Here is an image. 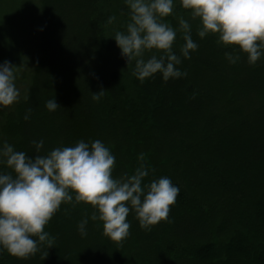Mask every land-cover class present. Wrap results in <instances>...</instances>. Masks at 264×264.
Here are the masks:
<instances>
[{
	"label": "trees",
	"instance_id": "16d2710c",
	"mask_svg": "<svg viewBox=\"0 0 264 264\" xmlns=\"http://www.w3.org/2000/svg\"><path fill=\"white\" fill-rule=\"evenodd\" d=\"M179 18L198 45L177 66L186 75L141 83L111 38L128 20L123 0H0V63L14 66L20 89L0 108V142L33 157L100 140L115 156L112 174L131 175L142 153V183L166 176L179 188L150 231L130 212L120 242L99 221L81 237L77 224L93 209L62 203L44 227L52 247L27 259L0 251V264H264V56L250 65L238 47L199 38L198 20L175 0L163 22L177 30V54ZM226 52L239 60L230 64ZM53 97L60 107L50 112Z\"/></svg>",
	"mask_w": 264,
	"mask_h": 264
},
{
	"label": "clouds",
	"instance_id": "9594fccd",
	"mask_svg": "<svg viewBox=\"0 0 264 264\" xmlns=\"http://www.w3.org/2000/svg\"><path fill=\"white\" fill-rule=\"evenodd\" d=\"M174 3L123 0L128 20L123 31H115L111 38L126 66L133 65L130 75L141 83L157 73L164 82L185 76L177 67L181 57L190 58V52L198 47L190 23L179 18L178 30L184 43L179 54L173 50L177 30L163 21L173 13ZM179 5L198 20L199 38L212 34L218 45L238 47L250 65L264 56V0H179ZM115 19L110 16L108 23ZM225 59L234 64L239 56L226 52ZM15 81L14 66L7 61L0 63V108L19 101L20 89ZM102 94L103 90L92 93V100L98 101ZM58 107L54 97L45 103L50 112ZM32 144L39 153L44 141ZM137 159L139 166L131 175L114 178L115 156L100 140H80L74 146L56 147L33 157L14 150L6 140L0 142V166L8 170H0V251L27 259L40 244L52 247L53 238L44 227L62 203L73 207L83 203L93 209L77 224L81 237L87 234L86 225L91 220L101 222L103 234L109 239L122 241L129 234L126 217L130 212L140 228L150 231L151 226L167 218L179 188L166 176L142 183L149 170L142 153Z\"/></svg>",
	"mask_w": 264,
	"mask_h": 264
},
{
	"label": "rangeland",
	"instance_id": "374dc122",
	"mask_svg": "<svg viewBox=\"0 0 264 264\" xmlns=\"http://www.w3.org/2000/svg\"><path fill=\"white\" fill-rule=\"evenodd\" d=\"M10 30H12V29H10ZM28 31H29V33H30V36L33 34V31L30 29V28H28ZM29 36V37H30ZM22 39V37L21 38H18V39H16V41L17 42H19L20 40ZM3 46V45H2ZM27 47V46H26ZM2 48V47H1ZM112 176L114 177V178H120L121 177V174H119V173H116V174H112ZM234 219H236V217H233ZM219 238V236L217 235V237L215 238V239H218Z\"/></svg>",
	"mask_w": 264,
	"mask_h": 264
}]
</instances>
